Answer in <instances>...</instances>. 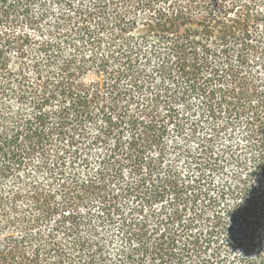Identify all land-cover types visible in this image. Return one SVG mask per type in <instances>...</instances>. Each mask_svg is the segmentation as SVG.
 <instances>
[{
    "label": "trees",
    "instance_id": "obj_1",
    "mask_svg": "<svg viewBox=\"0 0 264 264\" xmlns=\"http://www.w3.org/2000/svg\"><path fill=\"white\" fill-rule=\"evenodd\" d=\"M0 264H264V0H0Z\"/></svg>",
    "mask_w": 264,
    "mask_h": 264
},
{
    "label": "snow or ice",
    "instance_id": "obj_2",
    "mask_svg": "<svg viewBox=\"0 0 264 264\" xmlns=\"http://www.w3.org/2000/svg\"><path fill=\"white\" fill-rule=\"evenodd\" d=\"M209 159L204 162L203 167L210 168L213 172L217 171L219 167L220 171H223L222 166L218 165V158H222V154L218 153L216 157L211 155V151L208 152Z\"/></svg>",
    "mask_w": 264,
    "mask_h": 264
}]
</instances>
